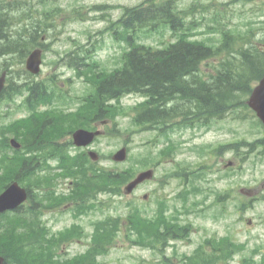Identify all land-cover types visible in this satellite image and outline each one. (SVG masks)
<instances>
[{
    "label": "rangeland",
    "instance_id": "obj_1",
    "mask_svg": "<svg viewBox=\"0 0 264 264\" xmlns=\"http://www.w3.org/2000/svg\"><path fill=\"white\" fill-rule=\"evenodd\" d=\"M143 1L29 0L32 10H27L23 19L25 27L30 29L33 23L38 22L44 29L31 48H41V70L30 79L37 81L54 77L64 93V100L54 101L52 108L47 107L41 112L51 109L56 114L51 118L56 119L62 116V111H76L92 90V81L82 74L78 76L80 70L68 65L67 55L71 52L83 53L81 55L86 56V62H98L97 71H110L120 65L122 53L129 45L120 39V34L114 33V23L126 8L141 5ZM177 1L180 9L196 6L194 17L200 21L196 29L187 31L192 38L218 43L223 26L235 32L252 28L255 41L264 47V0ZM137 38L141 43L154 47L176 39L169 29L161 33L140 29ZM14 58H8L12 79L21 69V64H17ZM22 67L25 68V63ZM201 67H206V64ZM16 79L17 84L23 80L20 76ZM16 96L18 98L13 100H0V137L2 129L29 113L22 103L24 95ZM143 99L139 94H125L118 100L114 99L112 105L126 111L119 108L118 114L101 118L108 119L103 125L99 123L101 119H94L85 128L97 126L102 130L101 135L89 145V149L99 155L95 167L128 169L133 175L153 168L154 176L128 195L99 193L78 215L75 212L81 203L72 206L62 197L58 203L53 199L51 207L45 209L42 222L52 239L62 238L58 245L55 244L54 259L70 260L83 254L91 240L94 225L107 216L124 217L129 210L136 208L150 219H156L163 208L169 221L186 226L183 237L171 241L160 238L154 245L143 246L135 243V235L120 225L113 246L108 253L98 256L97 264H185L184 258L192 256L195 251H209L206 248L208 239L217 238V245L223 248L224 237L243 244V248L236 251L227 263L264 264V145L254 143L256 139H264V127L255 113L251 109H241L212 120L208 127L174 128L168 130V134H162L159 130L141 129L133 122V107ZM60 127L62 129L52 132L51 137L64 142L70 135L64 124ZM6 136L19 140L10 132ZM236 140H245L251 145L243 144L237 152H211L221 144ZM122 146L127 147L126 159L113 161L111 155ZM168 147L173 151L163 154ZM69 150L75 152L77 147L70 146ZM80 150L86 151L87 148ZM229 160L233 164L224 168ZM56 180L55 189L67 193L68 180ZM47 188L41 192H46ZM247 190L251 192L247 193ZM144 194L146 198H143ZM219 195L220 201L217 200ZM73 226L82 228V235L78 231V237L66 238ZM218 262L223 263L221 260Z\"/></svg>",
    "mask_w": 264,
    "mask_h": 264
},
{
    "label": "trees",
    "instance_id": "obj_2",
    "mask_svg": "<svg viewBox=\"0 0 264 264\" xmlns=\"http://www.w3.org/2000/svg\"><path fill=\"white\" fill-rule=\"evenodd\" d=\"M195 7L180 9L177 0H145L141 5L126 8L116 24L121 29L122 40L129 45L122 53L120 65L110 71H97L98 64L94 61L86 64L83 53L68 54V65L80 70L78 76L82 74L92 81V90L78 110L62 111L61 117L52 119L56 115L54 111L41 112L37 106L46 104L52 108L54 101L64 100L63 88L54 77L31 81L30 74L22 67L24 58L44 31L43 26L35 22L30 29L25 27L23 19L32 10L29 0H0V72L7 70L9 81L0 93V100L24 95L22 103L30 112L1 130L0 192L15 179L29 192L28 204L0 214V255L4 257V264H97V256L107 253L113 245L120 225L135 235V243L143 246L154 245L160 238L169 241L185 235L186 226L169 221L163 208L156 219L135 208L124 217L109 216L98 221L89 247L80 256L54 259L53 251L62 238L52 239L47 234L39 214L41 207L52 202V186L57 176L75 179L74 197L71 194L65 199L76 201L77 195V204L81 203L78 212H84L87 206L83 205L91 204L98 193L122 194L123 185L134 176L128 169L95 167L86 153L71 156L65 150L71 140L61 143L51 137L52 132L62 129L60 125L64 124L70 134L76 127H87L89 121L118 114L119 108L126 111L110 102L128 93L144 97L133 107V122L141 129L159 130L162 134L174 128L208 127L212 120L248 109L246 96L264 74V47L255 41L252 28L235 32L223 26L218 43L192 38L187 31L196 29L200 21L194 17ZM140 29L157 33L169 29L176 39L161 47L145 45L136 38ZM28 30L31 31L28 33ZM9 57H16V63L21 64L17 76L23 80L19 84L14 81L17 76L10 77ZM202 64L206 67L202 68ZM8 132L21 142L19 149L9 145ZM254 143L264 145L263 139H256ZM243 144L251 145L245 140H236L221 144L211 152H237ZM172 151L168 147L163 154ZM54 156L61 168L57 173L47 170ZM44 187H48L46 192H41ZM217 200H221L220 195ZM78 231L82 228L73 226L65 237H78ZM218 242L217 238L206 240L209 251H195L184 258L185 264H229L227 260L243 248V244L229 237L223 238V248H219Z\"/></svg>",
    "mask_w": 264,
    "mask_h": 264
},
{
    "label": "water",
    "instance_id": "obj_3",
    "mask_svg": "<svg viewBox=\"0 0 264 264\" xmlns=\"http://www.w3.org/2000/svg\"><path fill=\"white\" fill-rule=\"evenodd\" d=\"M41 49L36 48L30 52L26 59V68L31 73H38L40 71L41 64ZM6 71L0 74V92L2 91L4 84ZM248 105L256 111L258 117L263 122L264 125V75L260 78L259 82L252 89L250 96L247 100ZM101 132L89 131L86 129L78 128L73 132L74 143L78 146H86L93 141L95 136L99 135ZM10 143L13 147L19 148L20 143L15 139H11ZM89 155L93 160L98 158L96 152L89 151ZM127 156V148L125 146L118 149L113 155L112 159L115 161H123ZM154 175L153 169H146L140 171L132 180H130L124 186V192L129 194L136 187L137 184L151 179ZM27 197V191L25 188L21 187L17 181L10 183L1 193H0V212L5 210L14 209L20 205ZM146 195H144V198ZM0 264H4V258L0 255Z\"/></svg>",
    "mask_w": 264,
    "mask_h": 264
}]
</instances>
